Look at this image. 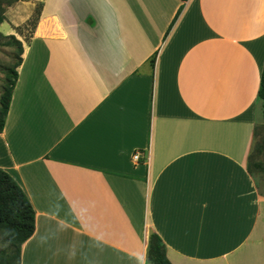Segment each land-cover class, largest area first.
<instances>
[{"label": "crops", "instance_id": "obj_1", "mask_svg": "<svg viewBox=\"0 0 264 264\" xmlns=\"http://www.w3.org/2000/svg\"><path fill=\"white\" fill-rule=\"evenodd\" d=\"M39 2L0 133L20 264H150L151 234L171 264H264V0Z\"/></svg>", "mask_w": 264, "mask_h": 264}, {"label": "trees", "instance_id": "obj_2", "mask_svg": "<svg viewBox=\"0 0 264 264\" xmlns=\"http://www.w3.org/2000/svg\"><path fill=\"white\" fill-rule=\"evenodd\" d=\"M19 0H7V5ZM0 9V24L4 21ZM10 45L15 47L16 57L13 65L4 71V84L0 94V133L3 130L5 118L9 109L11 94L17 79L16 69L21 64L22 44L13 36H9ZM257 101L261 103V115L264 121V62L257 91ZM256 132L254 130L253 139ZM264 152V142L253 143L248 157L249 173H261L264 164L252 160L255 154ZM34 211L13 178L0 169V235L8 246L7 251L0 252V264H20L21 245L31 237L35 229ZM146 260L150 264H171L166 257L162 241L156 234H151L148 240Z\"/></svg>", "mask_w": 264, "mask_h": 264}, {"label": "rangeland", "instance_id": "obj_3", "mask_svg": "<svg viewBox=\"0 0 264 264\" xmlns=\"http://www.w3.org/2000/svg\"><path fill=\"white\" fill-rule=\"evenodd\" d=\"M39 1L45 3L46 11H51L57 5L63 6L64 2H68V0H19L7 5V0H0L1 15L4 17V21L0 24V94L4 84V71L13 65L16 57L15 47L8 43L9 36H13L16 40L20 38L25 42L29 40L39 19L41 9ZM255 132L253 143L264 142V121L260 102L258 103ZM252 160L264 164V152L255 154ZM255 178L259 183L264 180V171L255 173ZM7 250L8 246L0 235V252Z\"/></svg>", "mask_w": 264, "mask_h": 264}, {"label": "built area", "instance_id": "obj_4", "mask_svg": "<svg viewBox=\"0 0 264 264\" xmlns=\"http://www.w3.org/2000/svg\"><path fill=\"white\" fill-rule=\"evenodd\" d=\"M137 159H138V155L136 154V155L133 156V160L136 161Z\"/></svg>", "mask_w": 264, "mask_h": 264}]
</instances>
